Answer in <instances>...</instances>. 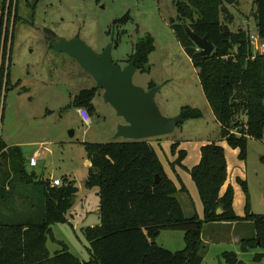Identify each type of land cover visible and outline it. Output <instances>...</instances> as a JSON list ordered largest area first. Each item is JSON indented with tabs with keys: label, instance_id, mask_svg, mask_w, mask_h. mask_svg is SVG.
I'll use <instances>...</instances> for the list:
<instances>
[{
	"label": "trees",
	"instance_id": "1",
	"mask_svg": "<svg viewBox=\"0 0 264 264\" xmlns=\"http://www.w3.org/2000/svg\"><path fill=\"white\" fill-rule=\"evenodd\" d=\"M16 3L12 5L10 1L6 18L4 11L0 15L2 112L6 92L13 87L9 62L17 19ZM234 3L236 0H175L177 16L170 23L176 40L196 69L202 92L219 122L220 137L231 148H237L238 157L244 160L248 140L262 139L264 134V51L253 50L249 31L230 29L229 6ZM252 3L256 34L264 41V0H252ZM32 9L34 12V5ZM128 17L126 13L113 23L121 25ZM186 27L205 36L212 43L213 51L200 54ZM118 37L114 45L118 44ZM154 43L153 36L145 34L135 41L125 62L133 60L136 70L149 71L148 56L154 50ZM153 86L155 83L150 81L148 88ZM101 90L96 85L80 89L66 108L84 107L93 116V101ZM202 115L200 108L182 105L177 126ZM83 146L91 166L84 183L88 187L98 186L100 218L96 226L83 229L89 243L87 260L73 254L64 242H59L61 249L53 254L46 245L49 237L54 239L51 225L67 221L65 213L77 192L73 181L62 175L60 185H52L49 176L28 169L20 146L0 138V264H202L203 226L222 221L249 222L255 233L240 239V249L264 250V214L253 213L248 201L244 215L235 214L232 186L221 192L227 181L223 145L202 144L198 164L189 169L202 200V218L196 213L183 214L175 197L177 187L167 176L150 139L84 142ZM170 146L171 153L176 155L172 166L182 165L185 149H179L176 141ZM239 181L246 193V181ZM180 189L185 190L184 185ZM219 208L221 211L217 213ZM167 229L184 233L183 248L170 250L156 243L160 231ZM219 257L227 264H246L234 251H223ZM263 257L264 252H255L253 260L260 261Z\"/></svg>",
	"mask_w": 264,
	"mask_h": 264
},
{
	"label": "rangeland",
	"instance_id": "2",
	"mask_svg": "<svg viewBox=\"0 0 264 264\" xmlns=\"http://www.w3.org/2000/svg\"><path fill=\"white\" fill-rule=\"evenodd\" d=\"M10 1L5 0L3 7L4 1L0 0V15L4 11L5 18L10 13ZM15 1L12 0V5ZM16 6L17 19L9 62L13 87L6 92L3 112L1 104L0 138L10 145L20 146L30 171L41 176L50 175V178L66 175L77 187L65 213L67 221L51 225L54 239L49 237L46 242L50 254L60 250L59 242H64L77 257L89 259L86 249L89 243L83 229L96 226L100 218L98 186L88 187L84 183L91 166L83 143L125 139L115 136L116 128L124 120L104 101L102 90L94 98L95 114L88 125L82 121L76 108H66L76 92L92 88L96 82L78 61L50 47L47 30L64 39L77 36L97 53L112 43V60L120 67L127 65L125 60L135 41L150 33L155 41L154 50L148 56L150 69L145 72L135 70L132 82L144 90L150 81L159 87L155 102L162 115L177 116L182 105L203 111L199 119L185 120L164 136L173 137L181 146L190 149L200 142L219 143L227 149L230 163L239 160L237 148H231L220 137L218 121L207 104L196 69L174 36L170 19L175 20L177 16L175 0H17ZM253 8L252 0H236L229 6L232 15L230 29L244 28L256 34ZM126 13L129 17L125 23H113ZM10 16L12 18L13 13ZM117 37L118 44L114 45ZM155 138L158 137L147 139L152 140L160 160L168 167L167 158L155 144ZM247 144V157L237 167L252 198L250 210L264 214V134L262 139L250 138ZM35 153H38L37 163L30 166V158ZM185 163L190 165L189 161ZM243 207L241 205L242 210ZM211 227L202 229L203 237L219 238L209 244L204 241L202 264H227L219 257L223 251L236 252L246 264H264V261L253 260L255 252H264L263 249L256 247L246 254L229 239L220 240L228 237V232ZM249 231L255 233L253 226L245 222L243 232ZM159 234L156 243L161 247L170 250L184 247L181 230H161Z\"/></svg>",
	"mask_w": 264,
	"mask_h": 264
},
{
	"label": "water",
	"instance_id": "3",
	"mask_svg": "<svg viewBox=\"0 0 264 264\" xmlns=\"http://www.w3.org/2000/svg\"><path fill=\"white\" fill-rule=\"evenodd\" d=\"M172 21L173 19H170V22ZM186 31L200 48V54L206 55L213 51L212 43L205 36L195 34L189 27H186ZM46 34L52 49L66 53L78 61L83 70L95 80L96 86L102 89L104 101L123 118L124 123L116 128V137L137 140L164 136L173 132L180 123L178 115L165 116L158 110L155 102L158 86L144 90L132 82V74L136 70L133 60L124 67L112 60V43L97 53L77 36L64 39L50 30H47ZM70 135L72 136L73 132ZM220 211L219 208L217 213Z\"/></svg>",
	"mask_w": 264,
	"mask_h": 264
},
{
	"label": "crops",
	"instance_id": "4",
	"mask_svg": "<svg viewBox=\"0 0 264 264\" xmlns=\"http://www.w3.org/2000/svg\"><path fill=\"white\" fill-rule=\"evenodd\" d=\"M78 109L79 108L76 107L77 112H78ZM214 118H215V116H214ZM218 124H219V122H218ZM173 139H175V138L166 137V136H158V138H155V141H154L155 144L161 148V151L163 152V154L167 158L168 167L166 166V164H163L162 161L160 160L161 164H163L164 170H165L167 176L172 181H174V183L177 187L178 191L175 193V197L178 198V200L180 202L183 214H185L186 216H189V214L191 215L193 213H196L200 218H202L203 217L202 200L199 198L196 184L190 176L189 169H191L193 166L198 164V162L200 160L201 146H202V144L207 143V141L200 142L199 144L194 145L192 147V149H190L189 147L185 148V147H183V145L181 146L179 144V142L177 140H175L178 143L179 149H182V148L185 149L186 154H185V157L181 161L182 165L176 164L175 166H172L171 162L176 159V155H173L171 153V146L170 145L173 142H175ZM151 143H152V140H151ZM152 145L154 146L153 143H152ZM155 149H156L157 155L159 157L157 147H155ZM224 149H225V161L227 162V178H226L227 181L224 184V186L222 187L221 192H223L228 185L232 186L233 197H234L232 206H233L234 213L243 216L244 215V209L242 210L241 205H243L244 206L243 208H245V205L248 201L250 206H251V209H252V204H251L252 198H251V196H249L247 192L245 193L243 188L241 191V189L238 185V184H240L239 180H240L242 174H240L241 172H239V167H237V164H240V162H242L243 160L238 157L240 161L236 160L235 163L234 162L230 163L227 160V149L225 147H224ZM37 154L38 153H35L34 155H37ZM186 161H189L190 165L187 166L185 163ZM60 176H62V175H60ZM49 177H50V175H49ZM181 185H184L185 190L182 191L180 189ZM241 187H242V185H241ZM180 196H181V198H180ZM200 203H201V206H199ZM186 212H188V213H186ZM189 212H191V213H189ZM207 226H213L211 228L222 229V230H225V232H228L227 233L228 237L224 236V237L220 238V240L229 239L231 242L236 243L237 247L239 249H240L239 241L241 238L253 236L252 231L243 232L244 228H245V222L244 221H240L237 223H235V222H223V221L219 222V223H217V222L206 223V224H204L203 229L206 228ZM244 233H246V234H244ZM218 238L219 237H214V238L209 237V238L205 239L203 237V233H202V239H203V241H206L207 244H209L211 242H217ZM253 250H255V249H253ZM253 250H249V251L252 252ZM249 251H243V252L248 253ZM249 254H251V253H249ZM249 256H251V255H249ZM260 261L263 262L264 257Z\"/></svg>",
	"mask_w": 264,
	"mask_h": 264
},
{
	"label": "built area",
	"instance_id": "5",
	"mask_svg": "<svg viewBox=\"0 0 264 264\" xmlns=\"http://www.w3.org/2000/svg\"><path fill=\"white\" fill-rule=\"evenodd\" d=\"M249 37L251 38V42H252L253 46L256 48V50L264 51V41L261 38H259L257 34L251 33ZM78 113L80 114L82 121L88 125L91 121V116L87 112L86 108L79 107ZM36 163H37L36 155H33L30 158L29 165L34 166V165H36ZM60 183H61V177L51 178V184L52 185L58 186V185H60Z\"/></svg>",
	"mask_w": 264,
	"mask_h": 264
}]
</instances>
